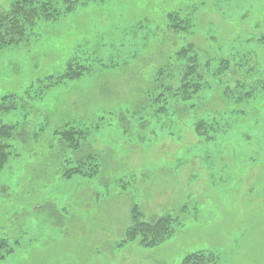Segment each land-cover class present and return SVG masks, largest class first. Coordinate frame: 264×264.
<instances>
[{
	"label": "rangeland",
	"instance_id": "374dc122",
	"mask_svg": "<svg viewBox=\"0 0 264 264\" xmlns=\"http://www.w3.org/2000/svg\"><path fill=\"white\" fill-rule=\"evenodd\" d=\"M79 1L0 50V102L73 60L92 67L0 116L18 125L0 170V264H183L202 252L264 264V0ZM190 45L212 70L186 104L167 88L180 86ZM72 128L88 134L78 150L57 134ZM90 158L96 177L65 178ZM135 206L146 222L178 218L175 236L122 245Z\"/></svg>",
	"mask_w": 264,
	"mask_h": 264
},
{
	"label": "trees",
	"instance_id": "16d2710c",
	"mask_svg": "<svg viewBox=\"0 0 264 264\" xmlns=\"http://www.w3.org/2000/svg\"><path fill=\"white\" fill-rule=\"evenodd\" d=\"M79 0H12V4L7 12L0 13V50L18 46L29 41L31 32L40 20L56 22L67 15L72 14L79 5ZM176 15H170V20L174 21ZM176 29L187 30L190 25L184 28L179 24L174 26ZM177 60L181 62L183 74L181 84L177 89L167 88L171 98H177L183 103L192 101L196 95L210 87L205 74L211 69V63L202 67L200 57L193 45L183 48L177 54ZM206 70H208L206 72ZM230 70L228 61H224L220 68L215 71V75L221 76ZM92 67L83 65L79 59L73 60L67 66L65 73L60 76H51L46 81H40L38 86L32 85L26 91V97L9 96L0 102V116L18 109L20 102L29 103L42 99L46 91L65 84L68 81H77L86 74L91 73ZM230 91L226 93L229 94ZM162 97H165L162 95ZM167 101V99H164ZM1 122V118H0ZM18 125L0 124V170L8 163L10 158V146L5 142L15 137ZM206 124L200 122L197 131L200 136L205 135ZM58 135L67 146L74 150L81 147L82 141L87 138V132L76 128L58 131ZM100 165L95 159L79 161L78 164L65 173L66 179H72L75 176L94 178L99 173ZM181 222L172 215L163 216L153 222L143 221V215L138 206L133 208V224L125 232V238L122 245L138 243L142 248L154 249L162 246L171 240L175 234L177 226ZM4 242L0 243V261L6 258L1 253L4 249ZM11 250L7 251L10 254ZM215 256H206L205 253H197L185 258L183 264H211L215 262Z\"/></svg>",
	"mask_w": 264,
	"mask_h": 264
}]
</instances>
